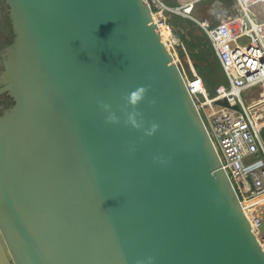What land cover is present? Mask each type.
Here are the masks:
<instances>
[{
  "label": "water",
  "instance_id": "water-1",
  "mask_svg": "<svg viewBox=\"0 0 264 264\" xmlns=\"http://www.w3.org/2000/svg\"><path fill=\"white\" fill-rule=\"evenodd\" d=\"M7 3L0 264H264V203L255 227L150 2ZM149 85L145 136L119 109Z\"/></svg>",
  "mask_w": 264,
  "mask_h": 264
},
{
  "label": "built area",
  "instance_id": "built-area-1",
  "mask_svg": "<svg viewBox=\"0 0 264 264\" xmlns=\"http://www.w3.org/2000/svg\"><path fill=\"white\" fill-rule=\"evenodd\" d=\"M148 1L153 10L178 12L182 7L167 0ZM230 7L229 14L217 22L208 18L199 20L180 11L198 20L205 30L228 83L217 84L211 94L202 75H190L183 66L182 70L223 165L257 225L256 211L264 198L249 206L244 202L264 194V0H232ZM243 36H249L250 41L239 43ZM253 87L258 89L257 93L246 94ZM225 98L230 105L217 102Z\"/></svg>",
  "mask_w": 264,
  "mask_h": 264
},
{
  "label": "rangeland",
  "instance_id": "rangeland-1",
  "mask_svg": "<svg viewBox=\"0 0 264 264\" xmlns=\"http://www.w3.org/2000/svg\"><path fill=\"white\" fill-rule=\"evenodd\" d=\"M171 5L182 6L177 11H160L158 21L161 23L166 42L175 58L179 61L186 71L196 73L201 66L210 83L209 87H214L218 79L227 80L223 67L218 64V70L212 72L214 66L215 52L211 40L205 30L201 27L198 20L204 18L217 22L220 18L226 17L230 12V2L232 0H167ZM160 9L154 8V13ZM190 13L193 17L183 14ZM167 30L169 32H167ZM239 43L245 44L250 41L249 36L238 39ZM203 76V75H202ZM228 83V82H227ZM257 88L249 89L246 94L257 93ZM264 138V129L262 132ZM258 156H263L260 152ZM259 237L264 238V230H260Z\"/></svg>",
  "mask_w": 264,
  "mask_h": 264
},
{
  "label": "clouds",
  "instance_id": "clouds-1",
  "mask_svg": "<svg viewBox=\"0 0 264 264\" xmlns=\"http://www.w3.org/2000/svg\"><path fill=\"white\" fill-rule=\"evenodd\" d=\"M149 86H138L135 90L127 92L122 95L124 101L123 106L119 109L124 114L123 124L126 127H130L136 131H143L145 136H152L159 129V125L152 123L149 128H144V115L138 110L139 105L144 102L149 91ZM151 104H155V101H149ZM98 107L102 112L106 113L105 123L110 125L121 124V116H118L115 111L112 110V105L106 103L103 100H97ZM129 108L132 109L129 111ZM155 160H161L160 157H154ZM162 162V160H161ZM136 264H154V258L147 256L142 259H137Z\"/></svg>",
  "mask_w": 264,
  "mask_h": 264
},
{
  "label": "flooded vegetation",
  "instance_id": "flooded-vegetation-1",
  "mask_svg": "<svg viewBox=\"0 0 264 264\" xmlns=\"http://www.w3.org/2000/svg\"><path fill=\"white\" fill-rule=\"evenodd\" d=\"M13 26L7 0H0V74L4 68L2 51L13 40ZM2 86L0 82V87ZM13 103L7 92H0V113Z\"/></svg>",
  "mask_w": 264,
  "mask_h": 264
},
{
  "label": "trees",
  "instance_id": "trees-1",
  "mask_svg": "<svg viewBox=\"0 0 264 264\" xmlns=\"http://www.w3.org/2000/svg\"><path fill=\"white\" fill-rule=\"evenodd\" d=\"M214 54H215V57H214V66H213V69L211 68V71L212 72H216L218 70V64H220V61L218 59V56L216 55V53H214ZM198 67H199V69L197 70L198 72H196V73H200V75H203V78H204V80L206 82V85H207V87H208V89H209V91H210L211 94H213V92H214L215 87H216L217 84H219V83H227V80L218 79L217 81H215L214 87H211V86L209 87L208 84L210 83V80L208 79V77L205 74V72L201 69V66H198ZM192 75H196V74H192ZM226 79H227V77H226Z\"/></svg>",
  "mask_w": 264,
  "mask_h": 264
},
{
  "label": "bare ground",
  "instance_id": "bare-ground-1",
  "mask_svg": "<svg viewBox=\"0 0 264 264\" xmlns=\"http://www.w3.org/2000/svg\"><path fill=\"white\" fill-rule=\"evenodd\" d=\"M160 11H161V10H159V11H157V12L154 13V18H155L156 22L158 23L159 28H160V30H161V32H162L163 37H164V40H165V42H166V37H165V35H164L163 27H162L161 23L158 21L159 16H160ZM161 12H162V11H161ZM167 32H169V31L167 30ZM166 44H167V46H168V48H169V45H168L167 42H166ZM169 49H170V48H169ZM261 198H264V194H262V195H260V196H258V197H256V198L248 199V200H246V201L244 202V204H245V206H249V205L253 204L257 199H261ZM247 209H248V208H247ZM248 212L250 213L249 215H252V213H251L249 210H248ZM250 217H251V216H250ZM251 219H252V222H253L254 226L256 227V219H255V218H251ZM256 233H257V235L259 234V229L256 230ZM258 237H259V235H258ZM260 239H261V238H260ZM262 242H263V241H262ZM263 245H264V243H263Z\"/></svg>",
  "mask_w": 264,
  "mask_h": 264
},
{
  "label": "crops",
  "instance_id": "crops-1",
  "mask_svg": "<svg viewBox=\"0 0 264 264\" xmlns=\"http://www.w3.org/2000/svg\"><path fill=\"white\" fill-rule=\"evenodd\" d=\"M232 2V1H231ZM231 2H230V4H231Z\"/></svg>",
  "mask_w": 264,
  "mask_h": 264
}]
</instances>
